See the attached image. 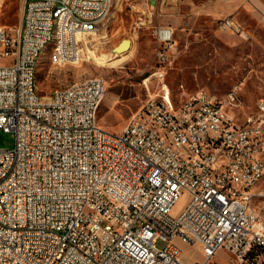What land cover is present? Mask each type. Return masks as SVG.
Segmentation results:
<instances>
[{
    "label": "built area",
    "instance_id": "obj_1",
    "mask_svg": "<svg viewBox=\"0 0 264 264\" xmlns=\"http://www.w3.org/2000/svg\"><path fill=\"white\" fill-rule=\"evenodd\" d=\"M112 6L23 0L17 30L0 25V129L16 138L12 149L0 147V264H207L223 249L241 264H264V224L253 208L263 193L239 197L263 173L264 102L240 122L230 109V101L241 107L238 87L223 98L196 92L179 105L165 92L113 132L93 115L106 89L102 77L47 97L33 87L35 57L51 40L53 19L78 17L91 30ZM220 27L245 38L232 17ZM65 34L67 51L58 57L76 61L69 47L81 46ZM155 36L171 48L174 28L159 26ZM159 56L167 60L162 49ZM188 112H195L193 125H186ZM156 127L169 137L158 138ZM184 193L188 201L174 216ZM176 238L200 248L206 261L185 262ZM159 240L169 243L160 247Z\"/></svg>",
    "mask_w": 264,
    "mask_h": 264
},
{
    "label": "rangeland",
    "instance_id": "obj_2",
    "mask_svg": "<svg viewBox=\"0 0 264 264\" xmlns=\"http://www.w3.org/2000/svg\"><path fill=\"white\" fill-rule=\"evenodd\" d=\"M22 13L23 0H0V25L16 31ZM226 17L245 26V39L220 27ZM159 26L174 28L171 48L158 44L155 31ZM83 36L77 41L82 51L76 61L68 57L56 64L49 60V50L43 54L37 71L39 91L47 97L55 89L102 77L106 92L98 121L110 131L119 132L148 99H160L165 92L179 105L198 91L223 98L238 87L241 107L233 109L240 122L264 102V0H113L110 15L96 31ZM126 38L131 47L116 52L115 47ZM161 49L169 55L164 62ZM91 51L109 60L102 64ZM15 139L14 132L0 129L1 148L12 149ZM254 188L253 192L263 193L253 205L264 224V177ZM187 201L184 193L172 215L177 216ZM173 242L183 250L185 262L206 261L200 248L178 238ZM166 243L159 240L157 245ZM207 264L241 263L223 249Z\"/></svg>",
    "mask_w": 264,
    "mask_h": 264
},
{
    "label": "bare ground",
    "instance_id": "obj_3",
    "mask_svg": "<svg viewBox=\"0 0 264 264\" xmlns=\"http://www.w3.org/2000/svg\"><path fill=\"white\" fill-rule=\"evenodd\" d=\"M66 1H78V0H66ZM83 4H91V0H83ZM96 11H103V4H96ZM99 23H91V30H96ZM90 28L86 27L85 22L78 17H67L66 14L57 15V19H53L52 23V35L51 40L45 42L43 48H39L38 55L35 57V73L33 78V87H38L37 71L40 60L43 54L49 50V60L52 63H61L64 60H67L68 57L72 56H63L59 58L58 56L65 54L67 51L66 44V34L69 35L70 45H77V41L84 38L83 35L91 33ZM82 50L78 47H69L70 55H80ZM93 53V51H91ZM92 55V54H91ZM93 55L99 59L100 63H105L109 58L104 55L102 57H97L95 53ZM79 58V56H78ZM95 59V58H94ZM116 62V61H114ZM112 64V63H111ZM91 78L85 79L83 81L74 83L71 87H81L82 83H89ZM236 88V87H235ZM234 88V89H235ZM59 89V88H58ZM106 89H104L105 95ZM239 90H235V100L239 98ZM104 97H101L100 101L97 102V106H93V115H98L99 107ZM237 101H230V109H233L234 106L238 105ZM135 117V115L133 116ZM195 122V112H188L186 116V125H193ZM156 135L158 138L169 137V129L165 127H156ZM259 136H264V129H259ZM193 163H201L200 155H193ZM261 166H264V145L262 146L261 154ZM264 177V167L263 173L257 174L252 183H249L243 189H239V197H251L257 195L256 192H253L254 186ZM235 186H243V178H235ZM221 193H229V184H220Z\"/></svg>",
    "mask_w": 264,
    "mask_h": 264
},
{
    "label": "water",
    "instance_id": "obj_4",
    "mask_svg": "<svg viewBox=\"0 0 264 264\" xmlns=\"http://www.w3.org/2000/svg\"><path fill=\"white\" fill-rule=\"evenodd\" d=\"M131 47V40L126 38L123 39L116 47H115V51L116 52H120L123 51L125 49H129Z\"/></svg>",
    "mask_w": 264,
    "mask_h": 264
},
{
    "label": "crops",
    "instance_id": "obj_5",
    "mask_svg": "<svg viewBox=\"0 0 264 264\" xmlns=\"http://www.w3.org/2000/svg\"><path fill=\"white\" fill-rule=\"evenodd\" d=\"M243 27L245 28L244 25H243ZM240 37H241V36H240ZM155 38H156V36H155ZM241 38H243V37H241ZM246 38H248V35H247ZM243 39H245V38H243ZM166 53H167V52H166ZM167 58H169V55H167ZM198 92H199V91H198ZM247 117H248V116H247ZM247 117H246V118H247ZM246 118H245V120H246ZM257 187H258V186H256V187L254 188V191H257V190H256ZM253 208H254V205H253ZM254 209H255V208H254ZM255 210H256V209H255ZM217 253H219V251H218ZM217 253H216V254H217ZM216 254H215V255H216ZM215 255H214V256H215Z\"/></svg>",
    "mask_w": 264,
    "mask_h": 264
},
{
    "label": "trees",
    "instance_id": "obj_6",
    "mask_svg": "<svg viewBox=\"0 0 264 264\" xmlns=\"http://www.w3.org/2000/svg\"><path fill=\"white\" fill-rule=\"evenodd\" d=\"M258 249V251H260V252H262L263 251V249L262 248H257Z\"/></svg>",
    "mask_w": 264,
    "mask_h": 264
}]
</instances>
